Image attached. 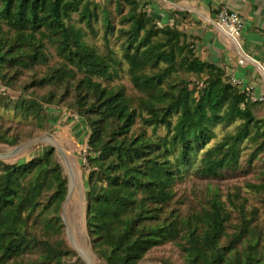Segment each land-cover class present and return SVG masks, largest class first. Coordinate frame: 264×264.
I'll return each instance as SVG.
<instances>
[{
	"label": "trees",
	"instance_id": "obj_1",
	"mask_svg": "<svg viewBox=\"0 0 264 264\" xmlns=\"http://www.w3.org/2000/svg\"><path fill=\"white\" fill-rule=\"evenodd\" d=\"M198 41L140 0H0V84L23 86L16 100L0 93V110L44 130L45 105L71 102L87 130L86 227L104 264H140L169 243L185 264H264L258 213L236 196L213 190L199 209L177 198L193 175L240 169L258 174L248 189L264 194V118ZM35 87L49 88L42 101L23 94ZM7 122L0 115V144L17 147L26 136ZM221 125L237 130L217 140ZM34 152L25 163L0 157V264H86L65 237L70 182L56 149ZM229 206L240 214L232 233Z\"/></svg>",
	"mask_w": 264,
	"mask_h": 264
},
{
	"label": "rangeland",
	"instance_id": "obj_2",
	"mask_svg": "<svg viewBox=\"0 0 264 264\" xmlns=\"http://www.w3.org/2000/svg\"><path fill=\"white\" fill-rule=\"evenodd\" d=\"M116 50L119 48L116 46ZM46 68L44 66L36 67L33 74L43 76ZM31 75L25 74L21 80L22 84L31 81ZM128 86L132 87V83L128 78L123 80ZM241 90L243 88L237 85ZM23 87V86H22ZM22 87H15L13 89H6L0 84V93L4 96H10L16 100L18 94H21ZM49 88L40 89L32 88L28 92L23 93L28 98H36L38 101L43 100ZM262 100L252 102L258 105L254 109L258 118H264V91L262 93ZM71 102L63 105H45L46 111V127L41 130L36 125L23 120V118H16L13 110H0V115L8 120V126L12 127L14 133H22L26 136V140L20 143L17 147H9L0 144V157L9 164L25 163L31 160L34 151L46 149L47 147H54L56 149V156L62 164L65 175L69 178L70 186L68 198L63 207V220L65 224V237L69 246L77 253L73 261L82 259L86 264H104L102 260L93 252L90 238L86 227V188L85 179L88 172L85 169L87 163L86 154L88 148L86 145L87 130L86 125L82 119L76 116V111L70 106ZM78 118V119H77ZM77 126L78 130H75ZM81 125V127H80ZM217 134V140H222L227 134L235 133L237 125L231 127L219 126L214 129ZM81 134L78 135V132ZM167 130L162 128L160 135H165ZM32 138L30 139L29 137ZM38 140L37 143L27 144L33 140ZM244 163L242 167H246ZM243 173L238 177L220 179L219 181L199 178L192 176V181L178 186L177 198L185 197L187 205L199 209L210 198V193L213 190H220L224 196V200H228L229 195L236 196V203L246 207L249 211L258 213L261 221L262 231L264 232V194L256 195L249 191L250 184H257V173ZM229 196V197H228ZM232 212V226L229 228V233L233 232V226L239 222L240 214L235 208ZM140 264H185L183 254L180 248L174 244L157 247L152 250Z\"/></svg>",
	"mask_w": 264,
	"mask_h": 264
},
{
	"label": "crops",
	"instance_id": "obj_3",
	"mask_svg": "<svg viewBox=\"0 0 264 264\" xmlns=\"http://www.w3.org/2000/svg\"><path fill=\"white\" fill-rule=\"evenodd\" d=\"M162 27L197 38L199 55L226 69L232 80L258 84L264 91V0H140ZM227 7L246 22L242 38L233 40L216 22ZM243 60L244 63L240 64Z\"/></svg>",
	"mask_w": 264,
	"mask_h": 264
},
{
	"label": "built area",
	"instance_id": "obj_4",
	"mask_svg": "<svg viewBox=\"0 0 264 264\" xmlns=\"http://www.w3.org/2000/svg\"><path fill=\"white\" fill-rule=\"evenodd\" d=\"M216 22L219 28L233 40L242 38L246 27V22L242 15H240V13L237 11L227 7L219 9L216 13ZM243 63L244 61L241 60L240 64ZM233 83L235 85L241 86L252 102H258L262 100L263 94L258 91V84L244 85L243 81L237 79L233 80Z\"/></svg>",
	"mask_w": 264,
	"mask_h": 264
},
{
	"label": "water",
	"instance_id": "obj_5",
	"mask_svg": "<svg viewBox=\"0 0 264 264\" xmlns=\"http://www.w3.org/2000/svg\"><path fill=\"white\" fill-rule=\"evenodd\" d=\"M38 142V140L36 139V140H33L32 142H30V143H27V144H33V143H37ZM69 193H70V191H69Z\"/></svg>",
	"mask_w": 264,
	"mask_h": 264
}]
</instances>
